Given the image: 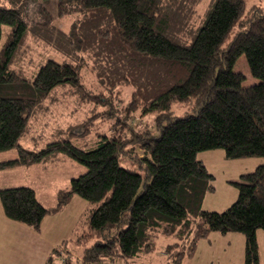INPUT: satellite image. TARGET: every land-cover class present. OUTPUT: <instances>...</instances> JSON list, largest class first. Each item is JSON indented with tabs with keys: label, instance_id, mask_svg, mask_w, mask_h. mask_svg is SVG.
<instances>
[{
	"label": "trees",
	"instance_id": "trees-1",
	"mask_svg": "<svg viewBox=\"0 0 264 264\" xmlns=\"http://www.w3.org/2000/svg\"><path fill=\"white\" fill-rule=\"evenodd\" d=\"M71 1L57 0L58 16L69 14ZM78 1L72 44L88 53L102 87H133L127 118L153 115L158 134L136 132L125 122L130 136L102 135L94 149L70 140L52 141L38 151L23 147L20 138L30 115L56 87L84 88L83 63L47 60L34 79L20 76L11 66L29 24L16 6L39 0H0V37L3 25L12 28L0 56V152L18 151L16 158L0 162V170L57 153L86 167L51 209L30 187L0 189L5 215L38 231L43 219L74 195L87 202L86 229L76 240L79 257L56 261L52 255L46 264H153L159 236L172 239L161 264H183L212 232L243 234L245 264H261L256 234L264 231V163L234 183L239 192L234 204L211 212L202 205L214 191V176L197 155L220 148L228 159L264 157V9H248L246 0H215L191 43L183 44L194 30L192 16L201 0ZM241 55L259 83L245 86V75L234 70ZM191 103L188 114L175 116V105ZM136 147L143 157L132 154ZM122 154L144 174L121 166Z\"/></svg>",
	"mask_w": 264,
	"mask_h": 264
},
{
	"label": "rangeland",
	"instance_id": "rangeland-1",
	"mask_svg": "<svg viewBox=\"0 0 264 264\" xmlns=\"http://www.w3.org/2000/svg\"><path fill=\"white\" fill-rule=\"evenodd\" d=\"M246 1L248 9L264 2L263 0ZM214 2L215 0L200 1L197 14L192 16L194 30L190 32V38L187 41H180L181 43H191L204 23L206 12L212 8ZM78 6L79 1H71L70 12L63 17L58 16L57 0H39L37 3H22L16 6L21 9L23 19L29 24L28 34L20 47V53L11 66L20 76L34 79L41 65L47 60L70 64L83 63L81 76L83 89L70 84L60 85L30 115L27 128L20 138V144L29 150H41L55 140H70L82 149H94L98 146L102 135L130 136L131 130L126 129L125 122L133 126L136 132L140 129H149L152 134H158L153 115L127 118L126 115L129 113L126 114V110L131 100L133 87L124 85L114 90L102 87L95 71L91 68V58L88 53L72 44V24L80 16L76 11ZM42 7L43 12H40ZM238 30V27L233 30L223 45L224 48L229 45ZM11 31L12 28L9 25L2 26L0 56ZM234 70L245 75L243 82L245 86L259 83V80L251 74L245 55L238 58ZM193 105L194 103L175 105V116H185L189 113L187 110ZM132 154L143 157V152L138 147ZM56 155L63 156L67 160L55 164V168H51L52 171L44 168L45 165L42 166L41 162L0 170V189L27 186L35 190L42 205L55 206L62 193L61 189L65 187L69 189L71 180L86 172L84 165L62 153L50 156L53 157V164L57 162ZM17 156L16 149L0 152V162ZM197 157L214 176L212 181L214 191L207 193L202 205L203 210L211 212H223L234 204L239 193L234 183L240 180L242 174L250 173L264 163V157L228 159L225 156V150L220 148L200 152ZM119 163L121 166L144 174V170L128 154L120 155ZM88 208L85 200L74 195L69 206L61 213L45 218L40 230L24 225L30 229L31 234L36 233L37 236L34 237H37V240L26 238L27 251L16 257L13 263L44 264L50 255L55 256L56 261H59L60 257L78 258L82 247L76 240L86 229ZM256 238L260 261L264 264V231L258 230ZM57 240L56 245L52 249L47 248L45 253V246ZM171 241L172 239L168 237L159 236L157 248L152 254L153 264L164 263V247ZM0 245L2 248L9 246L8 238ZM245 247L246 239L241 233L221 235L219 232H212L199 243L194 256L185 258L183 264H244ZM54 248L61 249V255L55 253Z\"/></svg>",
	"mask_w": 264,
	"mask_h": 264
},
{
	"label": "crops",
	"instance_id": "crops-1",
	"mask_svg": "<svg viewBox=\"0 0 264 264\" xmlns=\"http://www.w3.org/2000/svg\"><path fill=\"white\" fill-rule=\"evenodd\" d=\"M260 1H262V0H260ZM253 6H255V5H253ZM256 6H260L261 8L264 9V2H262V4L261 3L260 4H256ZM52 158L53 157L47 158V159H45V160H43L41 162V165L42 166L45 165L44 168H46L47 170L49 169L50 171L53 170L51 168L54 167L55 164L57 165L59 162L67 160L63 156L60 157V155H56L55 158L57 159V162L53 164V159ZM68 187L70 189V185ZM69 189H67V187H65V188H63L61 190H62V192H64V191H68ZM36 197H37V195H36ZM73 197L71 198V200L66 205L63 206V208L59 212L54 213V214H49L45 218H47L49 216H54V215H57V214L61 213L64 210V208L69 206V204L71 203ZM38 201H39V199H38ZM56 205L55 206H51V207H46L44 205L43 206L46 207V208L51 209V208L56 207ZM45 218L43 219V221L45 220ZM43 221H42V224H43ZM42 224H41V226H42ZM24 225H26V224H23V223L14 221L12 219H9L5 215V213L3 211V207H2V204H1V201H0V244L2 242H5L7 240V238H8V242L10 243L9 246L4 247V248H2L1 245H0V264H14L13 260L16 257L20 256V254L22 252L25 253V251H27V248H26L27 240H26V238H28V240L31 239V238H35L37 240V237H34V236H37V235H35L36 233L31 234L30 229H28V227H25ZM221 235H226V234H221ZM16 239H18V240H16ZM57 242H58V240L55 241V242L49 243V246H45V251H46L45 253H47V248L48 249H52L56 245ZM54 250H56V249L54 248ZM45 253L43 252V255H45ZM49 257H51V255L47 257V259L45 260L44 264H46V261L48 260ZM244 264H245V255H244Z\"/></svg>",
	"mask_w": 264,
	"mask_h": 264
},
{
	"label": "built area",
	"instance_id": "built-area-1",
	"mask_svg": "<svg viewBox=\"0 0 264 264\" xmlns=\"http://www.w3.org/2000/svg\"><path fill=\"white\" fill-rule=\"evenodd\" d=\"M109 264H125V263H122V262H113V263H109Z\"/></svg>",
	"mask_w": 264,
	"mask_h": 264
}]
</instances>
